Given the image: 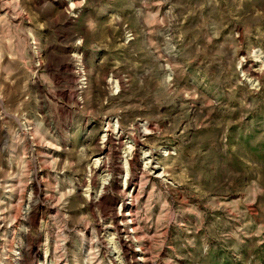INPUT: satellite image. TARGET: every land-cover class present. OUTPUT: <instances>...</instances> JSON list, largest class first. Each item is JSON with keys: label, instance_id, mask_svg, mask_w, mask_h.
Listing matches in <instances>:
<instances>
[{"label": "rangeland", "instance_id": "374dc122", "mask_svg": "<svg viewBox=\"0 0 264 264\" xmlns=\"http://www.w3.org/2000/svg\"><path fill=\"white\" fill-rule=\"evenodd\" d=\"M127 202L124 252L100 233ZM138 245L146 264H264V0H0V264H129Z\"/></svg>", "mask_w": 264, "mask_h": 264}, {"label": "bare ground", "instance_id": "6f19581e", "mask_svg": "<svg viewBox=\"0 0 264 264\" xmlns=\"http://www.w3.org/2000/svg\"><path fill=\"white\" fill-rule=\"evenodd\" d=\"M251 75H253V76H255V75H257V72H252V74ZM139 124L137 123V126H138ZM141 126V125H140ZM146 127H148V125L147 124H145L144 125V128L146 129ZM117 128V127H116ZM119 128V127H118ZM27 131V130H26ZM148 132V131H147ZM142 133L143 134H147V133H145V132H143L142 131ZM115 135L116 136V139L119 141L120 139H121V134L120 133H118L117 131H116V133H115V131H108V132H105V134L103 133L102 134V141H101V146H100V149H99V154H98V156L92 161V163H93V166L95 165V167H99V168H102V161H101V157H99V155H101L104 151H105V146H106V144H107V142H110L111 141V138H112V135ZM142 134V135H143ZM114 137V136H113ZM113 139V138H112ZM117 141V142H118ZM124 141V140H123ZM122 142V141H121ZM120 144V143H119ZM121 144H123V143H121ZM125 144V147H124V149H125V155H133L134 154V151H140L141 153H142V159L144 160V164H145V166L147 165V164H149L150 165V163H151V159H148L149 158V156H150V154H149V151H148V149H146L145 148V145L144 146H142V144L140 143V145H139V141H134L133 142V144H129V143H124ZM142 146V147H141ZM136 147V148H135ZM138 148V149H137ZM131 158V157H130ZM124 161L126 162V164H128L129 165V163L127 162V160H126V158L124 159ZM104 163V162H103ZM46 166V165H45ZM89 166V165H88ZM104 167V166H103ZM96 169V168H95ZM127 169V168H126ZM144 170V169H143ZM152 170H153V173L154 174H156V176H160V173H159V171H158V169L156 168L155 169V167L154 168H152ZM128 171V170H127ZM151 171V170H150ZM163 179V178H162ZM103 180V179H102ZM103 182V181H102ZM102 185L101 186H99V189H98V191H97V193H95L94 195H91V192H88L87 194H86V198H88V200H85L86 202H88V204L87 205H89V204H94L95 203V201H97V199H99L101 196H102V190H103V188H105L104 187V185L106 184V183H101ZM36 190V189H35ZM126 191V192H125ZM35 192V191H34ZM37 192V191H36ZM35 192V193H36ZM121 193V192H120ZM122 195H123V198H122V200H127V201H132V198L135 196V194H134V190L132 189V190H129V191H127V189H124L123 190V193H122ZM85 196V195H84ZM122 202H124V201H122ZM129 202H127V203H125V204H128V207H129V210H128V212L127 213H117V215H116V223H114V224H104V222L102 223L103 225H101V227L103 226L104 227V230H105V235L104 234H102V233H100L101 234V239H103L104 240V242L103 243H105V241H106V243H108V245H113L115 248H116V246H119V247H122L123 249L124 248H126L127 247V245H129V241H130V239H134V241H135V238H136V228L133 226V221H132V214H131V211H130V204L131 203H129ZM31 203V202H30ZM28 206V205H27ZM99 207H101V205L99 206ZM110 207V206H109ZM33 208V207H32ZM101 210V209H100ZM104 210V209H103ZM108 210V209H107ZM98 212V211H97ZM119 212V211H118ZM100 214V213H99ZM114 214V213H113ZM16 215V214H15ZM28 215V214H27ZM97 215V214H96ZM101 216V215H100ZM99 217V216H98ZM113 218H114V216H113ZM2 219V218H1ZM99 219H100V217H99ZM105 219V218H104ZM102 220V219H101ZM112 220V219H111ZM118 220V221H117ZM134 220V219H133ZM104 221V220H103ZM112 223V222H111ZM85 224V223H84ZM12 225V224H11ZM128 226H130V228H131V231H126L127 229V227ZM93 227V226H92ZM94 229V228H93ZM85 230V229H84ZM112 232V233H111ZM84 233V232H83ZM107 234V235H106ZM112 234V235H111ZM93 235V234H92ZM95 235V234H94ZM108 239V240H107ZM99 241H100V239H98ZM137 240V239H136ZM136 242H138V241H136ZM102 243V244H103ZM100 244H101V242H100ZM138 244H140V243H138ZM133 245V244H132ZM107 246V245H106ZM112 246V247H113ZM105 247V246H104ZM113 247V248H114ZM118 247V248H119ZM108 248V247H107ZM111 248V247H110ZM135 248V247H134ZM136 248H137V251H138V253H136V254H134L133 255V257H132V259H134L135 260V262L134 263H132L133 261H130V263L131 264H146V261H145V258H144V256H143V252H142V250H143V248L141 247V246H136ZM135 248V249H136ZM121 249V248H120ZM118 251V252H117ZM114 253H115V258H119V260L120 259H122L123 258V255L122 254H120V251L119 250H113V255H114ZM131 259V258H130ZM131 259V260H132ZM125 260V259H124ZM86 261H87V263L88 264H99V262H98V256L96 255V252L94 253L93 251H90V252H88V254L86 255ZM120 263V262H119ZM126 263V262H125ZM129 263V264H130Z\"/></svg>", "mask_w": 264, "mask_h": 264}, {"label": "built area", "instance_id": "2783aa9c", "mask_svg": "<svg viewBox=\"0 0 264 264\" xmlns=\"http://www.w3.org/2000/svg\"><path fill=\"white\" fill-rule=\"evenodd\" d=\"M127 249H129V248H128V245H127L126 248H124V249H122V250H123L124 252H127ZM122 250H121V251H122ZM121 251H120V254H122ZM128 252H129V250H128ZM136 253H138L137 249L134 250V253H130V252H129V254H128L127 256H128L129 258H132L133 255L136 254ZM122 255H123V254H122ZM113 261H114L115 263H117L119 260H118L117 258H115V256H113Z\"/></svg>", "mask_w": 264, "mask_h": 264}]
</instances>
